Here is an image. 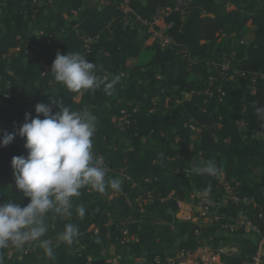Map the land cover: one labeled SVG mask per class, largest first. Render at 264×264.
I'll list each match as a JSON object with an SVG mask.
<instances>
[{"label": "trees", "instance_id": "obj_1", "mask_svg": "<svg viewBox=\"0 0 264 264\" xmlns=\"http://www.w3.org/2000/svg\"><path fill=\"white\" fill-rule=\"evenodd\" d=\"M0 1L5 7L0 14V125L19 130L26 114L36 116L37 104H50V97H56L73 111L95 115L92 151L94 159L109 169L108 178L120 182L117 171L121 170L129 175L118 190L108 186L100 193L90 185L82 187L80 196L73 198L71 216L51 211L46 215L48 231L42 239L52 241L54 255L49 258L42 249L46 256L42 264H88L90 260L106 264L113 247L124 258L152 262L157 256L166 257L155 246L162 243L167 248L176 238L179 249L189 255L205 243L243 251L244 239L225 233L215 236L216 227L195 236L196 225L176 218L178 201L197 204L194 191L217 189L220 178L240 182L241 196L253 199L226 209L228 214L243 211L264 234V174L258 173L264 169V122L256 115V109L264 106V79L258 80V90L252 94L243 77L235 75L227 81L220 70L208 67L233 45L240 69L264 75V4L190 0L188 14L173 12L158 26L170 27L174 48L162 51L154 46L155 53L147 59L149 34L125 24L120 0H92L94 6H85L88 0H40L43 6L33 0ZM176 2L132 0V6L138 15L150 19L158 7L174 8ZM249 27L256 28L253 38L246 35ZM56 29L70 33L57 39ZM224 33L227 36L222 38ZM88 38L92 39L89 49ZM16 48L19 52L10 60L7 56ZM31 51L38 52V64ZM58 51L82 55L96 65L100 79L110 82L118 77L112 94L103 85L95 91L67 90L51 73ZM212 76L219 79L221 91L215 89L209 97L205 91ZM31 83L39 86L41 97L31 90ZM123 112L127 117L120 125ZM125 140L132 143L131 148ZM24 145L25 139L16 135L10 145L0 148V203L11 201L21 207L29 203L15 186L11 166L13 157L27 156ZM208 160L221 170L217 176L193 171ZM149 194L150 202L141 204ZM79 206L86 210L83 217L77 213ZM67 223L79 230L70 245L57 240ZM126 230L129 241L122 244ZM31 258L26 255L21 260L18 253L9 258L7 249H0V264H30ZM223 259L228 264L243 262L240 256Z\"/></svg>", "mask_w": 264, "mask_h": 264}, {"label": "clouds", "instance_id": "obj_2", "mask_svg": "<svg viewBox=\"0 0 264 264\" xmlns=\"http://www.w3.org/2000/svg\"><path fill=\"white\" fill-rule=\"evenodd\" d=\"M51 73L57 82L73 93L99 89L112 94L116 79L106 81L96 75V65L79 53L57 52ZM51 103L37 104L36 116L25 115V122L18 132L0 130V148L10 145L15 136L25 139L27 156L13 157L14 183L29 203H0V249L25 245L39 241L45 254L52 258V241L41 239L48 231L46 215L51 211L61 216H71L73 198L80 196V189L91 186L103 193L106 187L118 190L120 182L107 176L109 169L103 161L94 159L92 137L96 117L90 111H73L62 101L52 99ZM53 106L58 111L53 112ZM258 120L264 122V106L256 109ZM43 117V118H41ZM193 171L201 175L217 176L220 169L212 160L202 161ZM210 191V188L206 192ZM85 208L79 206L77 213L85 215ZM78 228L67 223L57 240L72 244L78 236Z\"/></svg>", "mask_w": 264, "mask_h": 264}, {"label": "built area", "instance_id": "obj_3", "mask_svg": "<svg viewBox=\"0 0 264 264\" xmlns=\"http://www.w3.org/2000/svg\"><path fill=\"white\" fill-rule=\"evenodd\" d=\"M37 0H33V3H37ZM190 0H177L174 8L170 7H158L154 15L150 19H145L138 15L132 6V0H120V9L124 14L125 24L134 29L139 26L140 32L145 31L149 34L152 47H159L162 51L173 49L175 46L174 40L169 35L170 27H163L158 29L164 19L173 12H180L182 15L190 12ZM38 4V3H37ZM92 42L91 38L86 40V48L89 49V44ZM231 56L214 58L208 64L209 69L220 70L222 78L224 80H232L235 75L241 76L249 82L248 89L253 94L258 90V80L264 79V75L261 73H253L250 71L240 69L234 59H229ZM219 79L217 77H210L208 80V88L205 93L211 97L214 94V90L221 91V86L217 85ZM184 94V98H185ZM189 95V94H187ZM224 95V94H222ZM191 97V95H189ZM124 116L119 119L120 125L123 123L127 114L123 112ZM196 125L192 124V130L196 131ZM122 171V170H121ZM120 171H117V174ZM241 184L238 181H226L220 178L217 189H214L207 193H195L194 197L198 198L197 204L186 203L184 201H178V212L176 218L181 223H192L197 226V230L194 233L195 236H199L202 233H208L211 227H216L215 236L221 234H227L232 239H244L246 244L243 246L246 248L243 251L239 247L225 246L221 244L214 251L209 252L205 247V244L201 245L197 250L190 252L189 255L184 250L178 249V253H164L165 258L157 256L152 262L146 258L133 261V257L124 258L121 255L118 256L116 264H122V261L128 262V264H215L220 263V258L226 256L228 258L236 259L238 256L243 257L242 264H264V234L260 227L255 225L250 217L243 211H239L236 216H230L226 209L232 206L238 207L240 204H246L252 202L253 199L248 197H242L240 191ZM150 202V194L147 198L141 199V204ZM188 210H184V209ZM174 230V227L172 228ZM253 235L254 239H250L248 236ZM210 238L209 240H211ZM129 241L128 230L124 231V238L122 244ZM215 248V247H214ZM244 252L242 256L241 253ZM11 258V257H9ZM88 264H94L92 260ZM106 264H112L110 260H106Z\"/></svg>", "mask_w": 264, "mask_h": 264}, {"label": "rangeland", "instance_id": "obj_4", "mask_svg": "<svg viewBox=\"0 0 264 264\" xmlns=\"http://www.w3.org/2000/svg\"><path fill=\"white\" fill-rule=\"evenodd\" d=\"M55 1H57V0H50L49 3H54ZM259 2L261 4H264V0H259ZM37 3L39 6L44 5L43 1H40V0ZM94 5H95V2H93L92 0H88L85 3V6H94ZM4 12H5V7H4L3 1H0V14H3ZM255 29H256L255 27H249L248 33L246 34L248 38H253V32ZM69 33H70L69 30L56 29L54 36L57 39H61L64 35L69 34ZM226 36H227V34H225V33L222 34V38H225ZM216 45H217V42L210 44L209 49H211L212 47H215ZM145 47H148V50H147L145 56L147 57V59H151V57L153 56L155 51L152 49L153 47H152V44L150 42V39L146 40ZM18 52H19V48L11 49L7 57L10 60H12L17 56ZM31 53H32L33 58H34L33 60L38 64L39 62L36 59L38 52L37 51H31ZM228 56H231L229 59H234L236 62V53L234 51L233 45H230L228 47V52L225 53L223 57L227 58ZM236 64L238 66H240V64L238 62H236ZM98 73L99 74L102 73V68L100 66L98 67ZM22 83L25 85L24 82H22ZM29 86L33 92H38L39 97L42 96L43 93L37 84L31 83V84H29ZM53 99H57V98L54 97ZM157 99H158V97L155 98V100H157ZM185 99H190V96L186 94ZM246 99H247L246 97H243L242 103H245ZM87 109H92V108H87ZM0 129L3 130L4 132H7V133L18 132V130L14 126L0 125ZM124 144L126 146H128L129 148L132 147V143L127 141V140L124 141ZM258 173L264 174V169L259 171ZM118 177H119V181L122 183V182H124L125 179L129 178V175L125 171H120V172H118ZM119 193H121V192H118V194ZM195 193H197V192L194 191V195H195ZM113 196L114 195L112 194L109 196V198H112ZM184 210H188V209L185 208ZM248 237L250 239H254L253 235H249ZM179 245H180V239L176 238V239L171 241V243L167 246V248H164L162 243H158L155 246V248L158 251H164V253L170 254V253H178L177 251L179 249ZM205 247L209 250V252H212V251H214V249H216V248H214V246L212 244H207V243H205ZM6 249H7L8 257H13L16 253H18L19 258L21 260H23V256L31 255L32 258H31L30 264H42L45 261L46 256H44L42 253H40V251L43 249V247L39 241L29 243V244L25 245L23 248H17L15 246H11V247H8ZM118 253H121V252L119 251V252H117V254L115 253V254L109 255L108 260H110L112 262V264H116L115 263L116 261H118V263L120 262V260H118ZM241 255L243 256L244 252H242ZM217 262H218V259H216L215 264H220ZM220 262H221V264H228L227 260H224L223 258H220Z\"/></svg>", "mask_w": 264, "mask_h": 264}, {"label": "crops", "instance_id": "obj_5", "mask_svg": "<svg viewBox=\"0 0 264 264\" xmlns=\"http://www.w3.org/2000/svg\"><path fill=\"white\" fill-rule=\"evenodd\" d=\"M120 250L118 249V248H116V247H113L112 249H111V251H110V254H117V252H119ZM119 255H121V253H118V256Z\"/></svg>", "mask_w": 264, "mask_h": 264}]
</instances>
